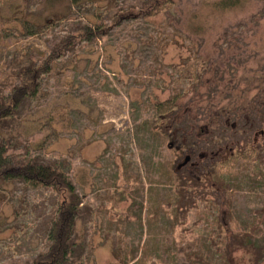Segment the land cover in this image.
Here are the masks:
<instances>
[{"label":"rangeland","instance_id":"rangeland-1","mask_svg":"<svg viewBox=\"0 0 264 264\" xmlns=\"http://www.w3.org/2000/svg\"><path fill=\"white\" fill-rule=\"evenodd\" d=\"M140 1L0 0V82H12L30 47L39 56L47 51L49 33L28 34L25 26L54 18L58 29L72 19L99 25L105 8L113 15L123 7L128 18L137 12L128 5ZM219 1L177 0L156 17L125 20L57 62L33 109L11 133L0 134L26 140L32 154L69 160L79 192L96 209L85 230V264H122L138 246L130 264H205L199 254L219 233L217 215L227 216L235 232L264 236V193L246 188L218 210L216 192L192 189L195 205L186 219L179 217L180 194L171 183L176 156L146 123L158 102H176L175 120L192 118L190 131L202 142L217 130L252 127L254 142L264 143V0L227 11ZM83 3L88 7H79ZM239 137L201 145L183 166L211 163ZM240 174L236 169L233 178ZM56 202L55 193L40 186L0 188V264H24L48 248ZM78 232H84L81 223ZM232 248L231 264H254L252 249Z\"/></svg>","mask_w":264,"mask_h":264},{"label":"trees","instance_id":"trees-1","mask_svg":"<svg viewBox=\"0 0 264 264\" xmlns=\"http://www.w3.org/2000/svg\"><path fill=\"white\" fill-rule=\"evenodd\" d=\"M74 1L78 0H71ZM247 1L220 0L217 5L220 11H227L243 7ZM176 3L177 0H141L139 8L137 5H128L129 12L137 11V14L129 15L128 18L123 16V7H119L113 15L105 8L106 21L99 25L72 19L58 29V19L54 18L53 23L25 26L28 34L49 33L46 39L47 51L39 56L38 50L30 47L13 72L12 82H0V134L11 133L17 119L33 109L41 93L43 81L52 74L57 62L69 59L86 44L98 42L129 18L156 17ZM79 7L88 6L83 3ZM69 10L72 11L71 5ZM180 108L176 102H158L155 114L146 122L157 137L169 143L168 147L176 156L171 164V183L178 188L180 194L175 209L177 215L186 219L190 208L195 205L194 189L196 193L200 189L216 192L217 210L225 204L230 207L235 191L242 188L252 193H264V143L254 142V128L244 127L243 132L239 128L231 134L217 130L210 139L202 142L196 133L190 131L192 118L185 117L179 122L175 120ZM262 114L260 119H264V104ZM231 137L239 139L230 148L223 149L211 163L201 164L198 169L183 166V160L188 158L187 153H191L193 157L201 145L207 144L213 148L219 143L229 141ZM70 165L66 158L32 154L26 140L4 138L0 135V188L18 183L40 186L52 190L57 200L48 227V248L24 264H85L90 248L85 230L93 221L96 209L79 192L70 174ZM251 168L256 170L252 171ZM236 169H239L241 179L238 176L233 178ZM80 223L83 234L78 232ZM216 227L219 233L216 237L210 235V241L204 243L206 250L199 254L200 261L207 259L205 264H231L229 258L232 247L241 245L254 251V264L264 262V236L256 231L235 232L227 216L224 219L217 215ZM139 249L140 246L132 249L130 257L126 254L122 264L135 261Z\"/></svg>","mask_w":264,"mask_h":264}]
</instances>
